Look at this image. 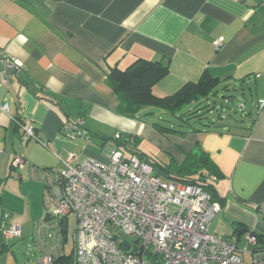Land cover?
Wrapping results in <instances>:
<instances>
[{"label":"crops","instance_id":"1","mask_svg":"<svg viewBox=\"0 0 264 264\" xmlns=\"http://www.w3.org/2000/svg\"><path fill=\"white\" fill-rule=\"evenodd\" d=\"M0 51L22 64L21 73L0 77V227L21 229V237L8 243L0 234V264H40L36 245L37 252L25 256L14 246L31 241L46 216L42 185L29 179V166L61 169L58 154H74L78 164L103 161L116 134L157 135L137 117L119 114L107 84L111 69L139 59L169 67L153 87L157 96L199 81L206 71L226 89L241 85L255 92L246 122L223 116L231 123L176 136L169 149L180 163L197 144L209 154L222 173L215 183L221 211L209 233L235 242L245 263L264 261V217L255 207L264 202V0H0ZM17 116L34 124L39 142L21 146ZM78 118L84 135L73 138L65 127ZM16 155L26 165L13 172ZM4 211L10 213L5 221ZM251 232L258 245L248 249Z\"/></svg>","mask_w":264,"mask_h":264},{"label":"built area","instance_id":"2","mask_svg":"<svg viewBox=\"0 0 264 264\" xmlns=\"http://www.w3.org/2000/svg\"><path fill=\"white\" fill-rule=\"evenodd\" d=\"M214 45L219 51L224 38ZM0 62L2 78L22 71V64L4 58L1 51ZM1 110L8 113V106ZM14 123L23 148L30 141H40L34 124L24 119ZM83 126V118H78L65 128L78 138L83 137ZM121 137L116 134L114 139ZM129 143L133 146V139ZM103 151V161L88 158L78 164L74 154L65 158L58 154L61 169L29 166V179L42 185L48 216L34 227L32 241L40 264H247L235 242L209 233L221 205L208 193L197 186L165 181L138 156H126L115 142L106 144ZM25 165L24 158L16 155L11 169L17 172ZM255 207L264 217V202ZM71 216L74 228L69 238ZM9 217L4 211L3 220ZM0 234L8 243L21 237V229L3 222ZM246 241L248 249L258 245L253 232Z\"/></svg>","mask_w":264,"mask_h":264},{"label":"trees","instance_id":"3","mask_svg":"<svg viewBox=\"0 0 264 264\" xmlns=\"http://www.w3.org/2000/svg\"><path fill=\"white\" fill-rule=\"evenodd\" d=\"M169 73L170 70L168 65L145 59L136 60L126 69H121L119 67L111 69L108 76H106L107 84L113 89L118 97L119 114L126 117L136 118L144 108L156 107L162 109V112L165 111L176 116L177 113L182 112V110L191 104H200L202 100H207L208 97L218 91L222 84L218 78L213 77L206 71L203 72L199 81L187 82L181 86L180 89L170 95L157 96L154 93L153 87L160 81L162 82ZM224 89H226V87H224ZM33 93H35L36 96H39V92L37 93L35 89ZM191 113L192 112L180 115L179 119H182L183 123H186L185 125H190L189 122L191 119L188 118L184 120L183 118L194 114ZM152 115L153 113L146 114V116ZM15 119L23 121V119L18 116ZM200 124L201 129L191 127L192 133L210 132L217 128L214 123ZM155 127L157 128L156 130L163 133L165 131H174L182 136L188 135L184 134L182 131L169 130L154 124V128ZM187 127L189 128V126ZM16 130H19V128L16 127ZM120 135L122 136L121 140L113 138L112 141L115 142L116 146L119 147L126 156H138L142 162H146L153 167L156 176L163 178L165 181L168 180L183 185L200 187L211 196L213 201L217 202L215 183L221 179L222 173L219 167L210 158L209 154L206 153L199 144L193 147L189 153H186L184 162L177 163L176 161H171L166 164H161L155 161L152 162L151 159L136 150L137 144L141 140L139 136L133 134ZM131 139H133V146L129 143ZM212 178H216V181H213ZM2 244L5 246L4 243ZM60 264H63V262Z\"/></svg>","mask_w":264,"mask_h":264},{"label":"rangeland","instance_id":"4","mask_svg":"<svg viewBox=\"0 0 264 264\" xmlns=\"http://www.w3.org/2000/svg\"><path fill=\"white\" fill-rule=\"evenodd\" d=\"M221 87L216 93L208 97L207 100H202L200 104H191L182 110V112L177 113L176 116H173L172 114L165 111L162 112V109L156 107H146V110L137 116L138 121L145 122L146 125L151 126L153 129H155L157 135L152 137L150 131L145 132L143 136H141V140L137 144L136 150L139 153L144 154L147 158L151 159L152 162L155 161L161 164H166L171 161H176L177 163H180L175 154L170 153L171 150L169 148L175 146L174 138L176 136L184 139L187 137V135L182 136L174 131H165L163 133L156 130L157 128H154V124L159 125L161 128L182 131L184 134H188L189 136V134L192 133L191 127L199 128L200 123H214L215 125L222 123L230 124L231 122H228L227 120L224 121L223 116L229 117L228 119L232 118L233 120L238 121V123L246 122L248 119L247 113L255 109L253 108V101L257 100L255 92L251 93L248 86L241 87V85H238L232 86L228 89H224L223 86ZM243 104L245 105V111L240 109ZM189 112L194 114L191 113L192 115L183 118L184 120L188 118L191 119H189L190 125H185L186 123H183V120L179 118L180 115L185 113L189 114ZM147 113H153V116H146ZM187 126H189V128ZM18 200L23 205L27 204V200L23 196H18ZM44 214H46V211H44ZM69 219V238H71L74 228V218L71 216ZM125 239L130 242L133 241V238L131 237H126ZM33 243L34 241H30V239H24L16 241L14 246L18 247L22 256H25V254L28 255L37 252L36 248L34 247L35 244Z\"/></svg>","mask_w":264,"mask_h":264},{"label":"water","instance_id":"5","mask_svg":"<svg viewBox=\"0 0 264 264\" xmlns=\"http://www.w3.org/2000/svg\"><path fill=\"white\" fill-rule=\"evenodd\" d=\"M47 217V219H48V216H46Z\"/></svg>","mask_w":264,"mask_h":264}]
</instances>
